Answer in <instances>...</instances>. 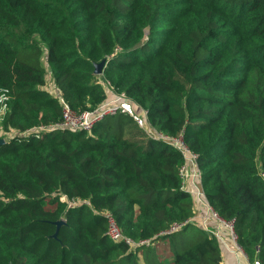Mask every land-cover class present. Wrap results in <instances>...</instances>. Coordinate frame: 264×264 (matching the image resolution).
<instances>
[{
	"label": "trees",
	"instance_id": "trees-1",
	"mask_svg": "<svg viewBox=\"0 0 264 264\" xmlns=\"http://www.w3.org/2000/svg\"><path fill=\"white\" fill-rule=\"evenodd\" d=\"M47 77L78 113L108 84L182 137L210 206L264 264V0H0V264H221L217 237L168 232L195 214L183 154L127 113L54 126ZM107 212L148 242L112 241Z\"/></svg>",
	"mask_w": 264,
	"mask_h": 264
},
{
	"label": "built area",
	"instance_id": "built-area-1",
	"mask_svg": "<svg viewBox=\"0 0 264 264\" xmlns=\"http://www.w3.org/2000/svg\"><path fill=\"white\" fill-rule=\"evenodd\" d=\"M106 88L112 97L95 110L84 111L81 113L71 109L60 93L56 95L59 97L63 107V119L54 126L62 129H68L73 132H77L79 130L91 131L96 124L103 121L108 115L118 113L129 114L139 124V126L143 127L149 134H152L158 139H163L183 154L185 163L180 168V176L183 179V188L187 189L193 196L195 203L194 211H196L199 204L201 205V209L206 211V217L203 218L202 221V223L205 224V232L209 235L217 237L222 244H226V241L230 240V244L232 246L231 247L228 244L230 250L234 251L241 257L249 259L242 246L238 243L233 221H226L221 218L210 206L205 196L201 183L202 173L198 165V155L191 151V149L184 143L182 137H170L154 128H151L148 122L147 110L140 106L134 99L127 96L124 92L115 91L114 88L112 86H108V84ZM262 174L264 176V172ZM194 216L195 214L184 222L174 223L168 232L176 231L188 223H193ZM105 217L108 220L107 233L112 241H125L130 246L148 242L147 240H141L136 243L131 238L126 237L112 213L107 212ZM254 264L261 263L258 260H255Z\"/></svg>",
	"mask_w": 264,
	"mask_h": 264
},
{
	"label": "crops",
	"instance_id": "crops-1",
	"mask_svg": "<svg viewBox=\"0 0 264 264\" xmlns=\"http://www.w3.org/2000/svg\"><path fill=\"white\" fill-rule=\"evenodd\" d=\"M205 215H206V211L202 210L201 205L199 204L198 207L196 208L195 216H194V222L192 224L196 225L197 227H199L204 232H205V229H204L205 224H203L202 221H203V218L206 217ZM226 244H222L223 259H222L221 264H254V262H251L249 259L241 257V256L237 255L234 251L230 250V248L228 246V244L231 246L230 240L226 241ZM162 246L164 247V245H162ZM162 246H159V247L161 250H164V249H162ZM167 255L170 258V257H172L173 254H172V252H170ZM142 264H144V263L142 262Z\"/></svg>",
	"mask_w": 264,
	"mask_h": 264
},
{
	"label": "rangeland",
	"instance_id": "rangeland-1",
	"mask_svg": "<svg viewBox=\"0 0 264 264\" xmlns=\"http://www.w3.org/2000/svg\"><path fill=\"white\" fill-rule=\"evenodd\" d=\"M47 80H48V88H50V90L55 95H58L59 94V90L57 89L56 85L53 83V81L51 80V78L50 77H47ZM3 113H4V105H2L0 103V123H1V120H2ZM3 135L6 136L4 134V132L2 131V128H1V125H0V137H2ZM192 233H193V231H192L191 228H188L186 231H184V232L181 233V235H180L181 248H179V251H181L188 244V242L191 239ZM173 256L170 258V260L173 258Z\"/></svg>",
	"mask_w": 264,
	"mask_h": 264
},
{
	"label": "water",
	"instance_id": "water-1",
	"mask_svg": "<svg viewBox=\"0 0 264 264\" xmlns=\"http://www.w3.org/2000/svg\"><path fill=\"white\" fill-rule=\"evenodd\" d=\"M107 62H108V59L104 58L100 62L95 63L94 73L96 75H101L103 73V67L107 64ZM4 141H5L4 139H0L1 143H3ZM63 222H64V220H59L56 223L58 226H60ZM54 236H57V232L54 234Z\"/></svg>",
	"mask_w": 264,
	"mask_h": 264
}]
</instances>
